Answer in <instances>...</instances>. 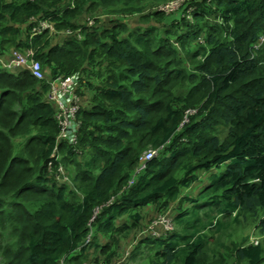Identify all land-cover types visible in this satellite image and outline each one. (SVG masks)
I'll use <instances>...</instances> for the list:
<instances>
[{"label": "trees", "instance_id": "obj_1", "mask_svg": "<svg viewBox=\"0 0 264 264\" xmlns=\"http://www.w3.org/2000/svg\"><path fill=\"white\" fill-rule=\"evenodd\" d=\"M168 1L0 0V55L32 49L81 96L77 145L57 141L48 83L0 64V264L264 263L207 232L231 217L264 235V0Z\"/></svg>", "mask_w": 264, "mask_h": 264}, {"label": "built area", "instance_id": "obj_2", "mask_svg": "<svg viewBox=\"0 0 264 264\" xmlns=\"http://www.w3.org/2000/svg\"><path fill=\"white\" fill-rule=\"evenodd\" d=\"M170 2V3H169ZM169 3V4H167ZM184 0H174L168 1L157 7L158 10L169 13L171 10L178 9ZM38 24L32 29L33 34L42 32L45 29L53 30V24L49 19L39 20ZM92 24V21H89ZM8 57L3 60L0 56V64L4 69L9 71L27 69L28 72L36 79L46 81L49 85L48 93L46 95V102L52 104L55 108V119L59 127V134L57 141H64L69 145H77L78 143V128L79 120L77 119V113L81 105V96L77 93V88L79 85V75L73 74L67 77L61 75L47 79L44 70L38 60L34 58L33 50L23 49V50H11ZM193 110L187 111V114L193 113ZM187 120V118H186ZM158 150L146 151L141 157V165L135 170L137 173L139 170L144 169L145 163L151 158L155 157ZM55 157V151L52 154ZM49 168H51V163H49ZM63 169L58 168L56 177L67 179L66 176L62 174ZM133 180L130 181L132 183ZM110 203V201H109ZM163 227V231H159ZM151 235L160 236L165 231L172 229L171 218L167 214H159L154 218L149 227ZM110 264H117L116 262Z\"/></svg>", "mask_w": 264, "mask_h": 264}, {"label": "rangeland", "instance_id": "obj_3", "mask_svg": "<svg viewBox=\"0 0 264 264\" xmlns=\"http://www.w3.org/2000/svg\"><path fill=\"white\" fill-rule=\"evenodd\" d=\"M170 1H174V0H170ZM151 5H154V3ZM148 6L149 5H146L145 8H147ZM175 11H177V8L176 10L174 11L171 10L170 12H175ZM86 18H87L86 16H83L82 19L79 20V22H83ZM131 18L132 19L128 20L129 25L139 24V21H137L138 20L137 15L132 16ZM102 19L105 22L107 21V17H103ZM54 40H59V38H57L55 35ZM224 169H225V166L223 167V170ZM62 174L64 176L66 175L64 170L62 171ZM221 226L223 230L221 231L219 230L218 232H216V234H214L210 228L207 229L208 234H210L212 239H214L213 242L208 244V247L210 248V250L214 251L213 253H217L219 251L226 253L228 250V247H233L237 243H242V240L244 238L245 240L247 239L249 242L251 238L256 239L264 249V236L260 234L258 229L255 228V225H253V223H247L243 219H239L238 222H235L231 217H228V219L225 218V220L224 219L222 220ZM158 230L163 231V227H161ZM121 248L123 249L124 247L122 246ZM263 255H264V251H263Z\"/></svg>", "mask_w": 264, "mask_h": 264}, {"label": "clouds", "instance_id": "obj_4", "mask_svg": "<svg viewBox=\"0 0 264 264\" xmlns=\"http://www.w3.org/2000/svg\"><path fill=\"white\" fill-rule=\"evenodd\" d=\"M28 49H29V48H28ZM11 50H15V49H13V48L9 49L8 52H7V54H8ZM17 50H19V49H17ZM20 50H21V49H20ZM31 50H32V49H31ZM33 53H34V52H33ZM7 54H3V55H0V56H1V57H3V56L6 57V56H8ZM44 73H45V72H44ZM46 78H47V77H46ZM47 79H51V78H47ZM79 79H80V77H79ZM42 81H43V80H42ZM157 154H158V153H157ZM139 166H140V165H139ZM139 166H138V167H139ZM138 167H137V168H138ZM144 167H145V166H144ZM137 168H136V169H137ZM136 169H135V170H136ZM135 175H136V173H135V171H134V176H135ZM56 176H57V175H55V178H56L57 180H60L61 177H62V176H60L59 178H57ZM63 176H64V175H63ZM65 176H66V175H65ZM134 176L128 181V183H127L128 187L131 186V185H133V183H134V179H135ZM66 177H67V176H66ZM131 180H133L132 183H130ZM165 214H166V213H165ZM157 216H158V215H157ZM157 216H156V217H157ZM168 216L171 218V221H172V229H173V220H172V217H171L170 215H168ZM156 217H154V218H156ZM154 218H153V219H154ZM153 219H152V220H153ZM150 223H151V222H150ZM149 225H150V224H149ZM148 227H149V226H148ZM169 231H170V230H169ZM165 233H167V231H165V232L162 233V234H165ZM250 243H252V244H258V241H257L256 239H254V238H251V239H250ZM125 255H128V252H126Z\"/></svg>", "mask_w": 264, "mask_h": 264}, {"label": "crops", "instance_id": "obj_5", "mask_svg": "<svg viewBox=\"0 0 264 264\" xmlns=\"http://www.w3.org/2000/svg\"><path fill=\"white\" fill-rule=\"evenodd\" d=\"M6 54H7V53H6ZM7 57H8V56H6V57H5V56H3V57H2V59H3V60H5ZM263 236H264V235H263ZM262 264H264V263H262Z\"/></svg>", "mask_w": 264, "mask_h": 264}]
</instances>
